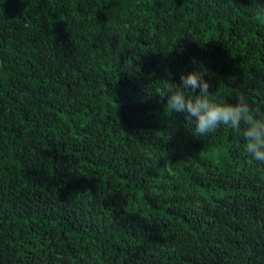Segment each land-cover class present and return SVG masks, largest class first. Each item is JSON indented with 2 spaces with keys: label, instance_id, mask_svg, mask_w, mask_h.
<instances>
[{
  "label": "trees",
  "instance_id": "trees-1",
  "mask_svg": "<svg viewBox=\"0 0 264 264\" xmlns=\"http://www.w3.org/2000/svg\"><path fill=\"white\" fill-rule=\"evenodd\" d=\"M248 6L0 0V264H264V164L161 97L200 70L264 115Z\"/></svg>",
  "mask_w": 264,
  "mask_h": 264
},
{
  "label": "clouds",
  "instance_id": "clouds-1",
  "mask_svg": "<svg viewBox=\"0 0 264 264\" xmlns=\"http://www.w3.org/2000/svg\"><path fill=\"white\" fill-rule=\"evenodd\" d=\"M247 9L250 15L264 17V3L259 0H250ZM204 76L205 72L197 70L181 74L179 84L165 81L167 88L161 97L167 98V110L182 113L185 127L191 128L193 135H208L222 125L237 133L242 131L245 151L254 161L264 164V115L249 104L243 93L234 96L235 104L210 99L213 93ZM189 89L199 93L191 95Z\"/></svg>",
  "mask_w": 264,
  "mask_h": 264
}]
</instances>
